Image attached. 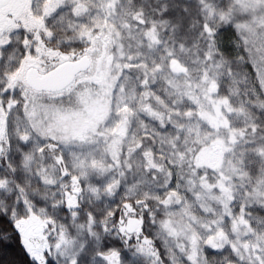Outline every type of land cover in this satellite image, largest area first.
<instances>
[{
    "label": "clouds",
    "instance_id": "1",
    "mask_svg": "<svg viewBox=\"0 0 264 264\" xmlns=\"http://www.w3.org/2000/svg\"><path fill=\"white\" fill-rule=\"evenodd\" d=\"M176 7L187 30L158 57L128 45L118 16L99 12L69 30L47 0L33 7L42 27L0 34V150L14 133L22 150L50 162L20 188L23 212L4 196L0 215L13 227L38 224L50 255L66 240V217L79 216L64 213L52 189L73 182L108 197L103 207L100 195L90 201L87 222L125 244L134 225L152 264L264 255V151L244 147L246 136L264 135V0ZM68 61L57 87L30 72L38 62L42 77Z\"/></svg>",
    "mask_w": 264,
    "mask_h": 264
},
{
    "label": "rangeland",
    "instance_id": "2",
    "mask_svg": "<svg viewBox=\"0 0 264 264\" xmlns=\"http://www.w3.org/2000/svg\"><path fill=\"white\" fill-rule=\"evenodd\" d=\"M3 1L7 0H2L0 8L5 3ZM18 2L21 7L23 31L42 27V20L33 12L38 0H18ZM178 3L180 0H47L50 9L60 6V11L64 13L60 17V22L69 30L93 22L97 18L103 19L97 17L99 12H103L104 17L109 19L112 15L118 16L120 23L126 26L124 35L128 45L151 52L157 57L165 54L166 46L175 47L179 34L187 30L186 21L182 24V16L178 14L179 9L176 7ZM8 8L3 12L0 11V17L4 22V25L0 26V29H3L0 32L4 31L5 25L14 27L21 20L16 17L18 9L11 16L9 15L11 10L9 11ZM246 139L248 142L244 145L245 148L254 149L256 152L264 151V135L258 132L246 136ZM4 148L5 150L0 151V154L1 152L3 154L0 156V199L4 196H8L9 200L16 199L20 204V211L23 212L27 202L20 188L30 184L34 186L37 170L41 167L49 169L50 162L34 158L26 147L22 150L17 145L14 133L10 150L7 149V145ZM211 157L212 154H209L210 159ZM98 183H100L98 180L92 181L93 186ZM72 190L74 194L78 191L77 202L81 204V210L76 209L79 212L78 217L70 215L66 217L68 232L57 255H50V250L45 247L38 224L24 219L18 221L16 228L21 233L23 245L35 261L39 264H47V258H50L56 264H70V262L71 264H152L154 259L152 249L142 239L137 240L133 234L136 229L131 231L132 238L125 244L121 238L107 235L87 222V210L92 209L90 201H93L96 195L102 198L101 207L108 201V197L102 191L97 193L89 187L85 192H80L74 182L63 188L57 184L52 192L56 197L63 198L64 213H67L69 207L75 209ZM100 215L97 214V219ZM254 223L260 225L261 221L257 218ZM250 238V234L243 237L245 240ZM51 251L55 252L56 249L53 248ZM114 252L118 255H113ZM244 257L241 264H261V260L264 259L258 248L246 251Z\"/></svg>",
    "mask_w": 264,
    "mask_h": 264
},
{
    "label": "trees",
    "instance_id": "3",
    "mask_svg": "<svg viewBox=\"0 0 264 264\" xmlns=\"http://www.w3.org/2000/svg\"><path fill=\"white\" fill-rule=\"evenodd\" d=\"M78 199L79 196H72L73 203ZM0 264H39L24 247L20 231L3 215H0ZM47 264L56 263L47 258Z\"/></svg>",
    "mask_w": 264,
    "mask_h": 264
},
{
    "label": "flooded vegetation",
    "instance_id": "4",
    "mask_svg": "<svg viewBox=\"0 0 264 264\" xmlns=\"http://www.w3.org/2000/svg\"><path fill=\"white\" fill-rule=\"evenodd\" d=\"M2 1H0V3H1ZM3 2H5V3H3V6H1L2 8H0V11L1 12H3V10H6L5 8H8V6H9V8H8V10L10 11L11 10V12H9V15H11V16H13V14L14 13H16V9H18L17 10V15H16V17H18V19L20 18L21 20L18 22V24H16L14 27H11V25L10 26H7V25H5L6 27H4L5 29H4V31L3 32H0V34L1 33H4V32H6V33H8V32H14V31H17L18 30V28L17 27H19V28H21L22 30H23V27H22V17H21V7L19 6V4H20V2H18V0H7V1H3ZM4 22H3V19L0 17V26L1 25H4L3 24ZM3 29H0V31H2ZM71 61H68V62H66V63H70ZM66 63H61L59 66H61V65H63V64H66ZM59 66H57L54 70H56V69H58L59 68ZM36 71L38 74H39V76L41 77V74H40V66H39V64H38V62L37 63H35L34 65H33V67H32V69L30 70V71ZM53 70V71H54ZM46 74H49V73H45L43 76H45ZM42 76V77H43ZM0 137H3V132H2V130H0ZM3 139L2 138H0V145L1 144H3ZM1 151V150H0ZM3 154H2V152H1V154H0V156H2ZM3 160V159H2ZM1 160V161H2ZM72 196L73 197H75V195H74V191L72 190ZM133 230H135V227H131L130 228V225L127 227V229H126V231L128 232V233H131V231H133Z\"/></svg>",
    "mask_w": 264,
    "mask_h": 264
},
{
    "label": "water",
    "instance_id": "5",
    "mask_svg": "<svg viewBox=\"0 0 264 264\" xmlns=\"http://www.w3.org/2000/svg\"><path fill=\"white\" fill-rule=\"evenodd\" d=\"M2 1V0H0ZM73 62L63 64L59 66L58 69L46 74L43 77H40L36 71H30L32 75H34L37 79H43L49 86L57 87L60 86L64 80L69 77V74L73 68ZM78 194V191L75 192L74 195ZM134 227V225H130V228Z\"/></svg>",
    "mask_w": 264,
    "mask_h": 264
},
{
    "label": "snow or ice",
    "instance_id": "6",
    "mask_svg": "<svg viewBox=\"0 0 264 264\" xmlns=\"http://www.w3.org/2000/svg\"><path fill=\"white\" fill-rule=\"evenodd\" d=\"M20 223H23V222H20Z\"/></svg>",
    "mask_w": 264,
    "mask_h": 264
}]
</instances>
